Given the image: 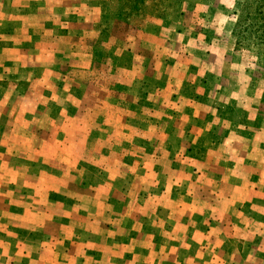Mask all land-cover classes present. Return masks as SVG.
I'll use <instances>...</instances> for the list:
<instances>
[{"label": "rangeland", "instance_id": "374dc122", "mask_svg": "<svg viewBox=\"0 0 264 264\" xmlns=\"http://www.w3.org/2000/svg\"><path fill=\"white\" fill-rule=\"evenodd\" d=\"M134 3L0 0V264L136 263L138 219L185 264H264L259 0Z\"/></svg>", "mask_w": 264, "mask_h": 264}, {"label": "crops", "instance_id": "0c3cea01", "mask_svg": "<svg viewBox=\"0 0 264 264\" xmlns=\"http://www.w3.org/2000/svg\"><path fill=\"white\" fill-rule=\"evenodd\" d=\"M9 2H11V0H9ZM7 21L11 24V21L9 20ZM7 21L6 19H3L2 16H0V28L3 26V23L5 24ZM29 28H32V23L29 24ZM11 31H13V29H10V25H9V32ZM3 40H13L16 44L15 47L23 44L22 41L16 40V36L15 38H11L10 36L0 37V49L3 51V53L6 52V50H12L14 46V45L11 46V43L9 44L2 43ZM12 66H15V63H13ZM10 72H11L10 64L8 62H3L2 64H0V84L6 83L7 81L12 79ZM209 221H210L209 219H205L203 226L207 225ZM181 224L182 226L186 224H190L189 219H183ZM137 225L141 227V229L143 230V234L139 236L141 244L137 249L136 255L138 259L136 263L133 260L135 254L127 255V253L129 252L128 249L129 242L126 243L123 242L124 244L119 245L118 248L116 249L113 248V253H117L119 255V259H121L118 261L117 264H172V261L175 260L176 258L181 259L180 262L183 261L185 264L186 262L185 260L191 256L193 251L190 249V247H185L183 251L177 253L175 251L176 249L175 242L171 241L174 240L175 238H172V236L170 235H166V234L164 235L166 244H163L164 242L162 243L160 241V237L158 235V229L153 230L154 226L153 227L151 226V228L148 227L149 225H155L154 223L149 224V222H146L144 219H138ZM215 225H219V223H216ZM207 238L209 237L206 236V240L201 247L205 257L209 256L211 251H215V255H217L218 252V254H221L223 256L224 255L223 253L226 250V248L223 247L224 243L232 242V244L230 245V248L232 249L235 242L223 236H215L213 241L212 240L209 241ZM185 242H189V240H185L184 243ZM209 242L210 243L214 242L215 245L209 244ZM125 244H128V247ZM102 252L104 253L105 251ZM87 253L88 256L91 255L90 251H87ZM98 255H100V253ZM163 256H165L166 259H164L165 257ZM57 264H61V263L57 260Z\"/></svg>", "mask_w": 264, "mask_h": 264}, {"label": "trees", "instance_id": "16d2710c", "mask_svg": "<svg viewBox=\"0 0 264 264\" xmlns=\"http://www.w3.org/2000/svg\"><path fill=\"white\" fill-rule=\"evenodd\" d=\"M134 5L137 6L140 0H134ZM255 7H257L255 9ZM244 8V5H243ZM248 4L245 6L244 13H248L247 16H250L252 23L247 27V30L251 32H260L264 31V0H259V3L253 7L252 13L248 10ZM242 21V20H241ZM240 23L236 26V31L240 28ZM262 33V32H261Z\"/></svg>", "mask_w": 264, "mask_h": 264}]
</instances>
